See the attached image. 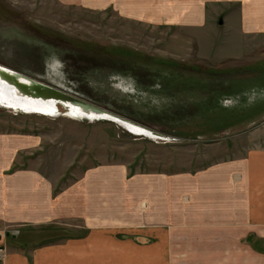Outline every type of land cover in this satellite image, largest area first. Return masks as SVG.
<instances>
[{"label":"rangeland","instance_id":"374dc122","mask_svg":"<svg viewBox=\"0 0 264 264\" xmlns=\"http://www.w3.org/2000/svg\"><path fill=\"white\" fill-rule=\"evenodd\" d=\"M210 21L223 24V13ZM216 27L211 41L221 45L224 30ZM205 34L128 19L113 9L88 10L57 0H0L1 64L170 137L136 135L107 120L0 106V142L13 160L7 173L36 171L51 182L54 196L90 180V199L81 200L90 208L46 224L6 226L0 236L7 244L30 249L84 236L95 225L132 224L139 220L144 176L196 171L264 147V103L259 102L264 100V87H259L264 76L240 83L231 78L241 74L231 68L248 64L246 58L221 60L204 53L199 38ZM202 40L208 49V39ZM260 44L250 56L257 62L264 59V39ZM52 60L59 62L57 71L49 70ZM220 82L228 86L226 93L215 89ZM203 131L206 135L198 136ZM148 187L155 188L149 182ZM249 241L259 242L264 254V238Z\"/></svg>","mask_w":264,"mask_h":264},{"label":"crops","instance_id":"0c3cea01","mask_svg":"<svg viewBox=\"0 0 264 264\" xmlns=\"http://www.w3.org/2000/svg\"><path fill=\"white\" fill-rule=\"evenodd\" d=\"M57 1L88 10L113 9L125 18L156 26L206 30L199 38L204 53H215L221 60L246 58L248 64L231 68L241 73L231 78L240 83L264 76L256 74V69L264 70V59L257 62L250 57L264 39V0ZM219 10L223 24L209 22ZM211 23L224 30L221 45L212 43ZM202 39H208V49ZM223 71L227 73H217L231 75ZM227 88L220 82L215 89L226 93ZM260 93L264 95V90ZM204 135L205 131L198 134ZM8 152L0 142V232L11 224H46L91 207L81 204L90 199L88 178L54 196L51 182L36 171L7 173L13 161ZM151 177H143L138 221L95 225L84 236L30 249L14 248L0 236V264H264L259 242L249 241L264 238V147L249 148L244 155L196 171Z\"/></svg>","mask_w":264,"mask_h":264},{"label":"bare ground","instance_id":"6f19581e","mask_svg":"<svg viewBox=\"0 0 264 264\" xmlns=\"http://www.w3.org/2000/svg\"><path fill=\"white\" fill-rule=\"evenodd\" d=\"M49 64H50V69L49 70H51V69H53V70H55V71H57V67H58V65H59V62L57 61V60H52V61H50L49 62ZM62 64V63H61ZM0 66L1 67H3V68H5V69H9V70H12V71H15L16 73H18V72H20V71H16V70H14V69H12V68H10V67H6L5 65H3V64H0ZM14 72V73H15ZM51 72V71H50ZM24 74H26L28 77H26V76H24L23 74H21V73H19L20 74V76L22 77V82H24V83H26V84H29V83H32V80H36V82H39V81H37V80H40V81H42V83H47V84H50V83H48V82H45V81H43V80H41L40 78H38V77H35V76H33V75H31V74H29V73H26V72H23ZM0 77H1V74H0ZM30 77V78H29ZM1 79V78H0ZM61 79V78H60ZM92 79H94V78H92ZM95 80V79H94ZM119 80V79H118ZM3 81H6V83H10L11 81H7L6 79L5 80H3ZM125 81V80H124ZM130 81V80H129ZM115 82V81H114ZM130 82H132V81H130ZM93 83V82H92ZM91 83V84H92ZM98 83V82H97ZM121 83V82H120ZM13 84H14V89H16V90H18L19 92H21L22 93V95H30L29 93H27V92H25V91H21V90H19V89H21V88H19L18 86H16V84H15V82H13ZM0 85L1 86H5V82H2L1 80H0ZM115 85H117V84H115ZM121 85V84H120ZM126 85V84H125ZM127 86V85H126ZM117 87H118V85H117ZM19 88V89H18ZM59 88H61V87H59ZM124 88V87H123ZM131 88V87H130ZM112 89V88H111ZM61 90H63L65 93H67V94H70V95H72V96H74V97H77V98H79V99H81L80 101H78V100H74V101H69V100H63L64 101V103L69 107V110H70V113H68V115L69 116H71L70 118H72V117H83V118H87V119H91L92 121L93 120H107V121H112V122H115V123H117L118 125H121V126H123L124 128H126L127 130H129L130 132H132V133H134V134H136V135H141V136H145V137H149V138H157V139H167V138H164V137H167V135H164V134H161V133H158L157 131H155V130H153V129H151V128H149V127H147L146 125H143V124H141V123H139V122H135L134 120H132V119H128L127 117H124L123 115H120V114H116V112H114V111H112V110H107L106 108V110L105 109H99V108H101V106L99 107L98 105H96V104H94V103H91V102H89L91 105H89V104H87V103H85V102H87V99H84V98H82V97H79V96H77V95H74L73 93H70V92H68V91H66V90H64V89H61ZM135 90V89H134ZM130 91V90H129ZM31 96V98L34 100V101H38L39 102V100L41 99V98H34V97H37L36 95H30ZM1 98V97H0ZM7 99V98H6ZM51 99L53 100V98H51V97H48L47 98V102H46V104H45V106L42 108V109H44V110H46L45 111V113H48V114H46V115H51V116H53V115H55V113H53L54 111H56L57 110V107H58V109H59V111L61 110V105L59 104L57 107H56V105H57V103H54V104H52L53 103V101H51ZM10 100V99H9ZM85 101V102H82V101ZM45 101V100H44ZM234 101L235 100H226V104H233L234 103ZM8 102V101H7ZM9 103V102H8ZM10 103L11 104H17V100L15 99V101H13V100H10ZM19 104L20 105H23V106H25V104H23V103H20L19 102ZM93 105L95 106V107H93ZM98 107V108H97ZM22 108H20V107H18V108H15L14 110L15 111H20ZM7 110V109H6ZM23 110V109H22ZM67 110V109H66ZM29 113H32L31 111H28ZM36 113H40V114H42V112H36ZM16 114V113H15ZM19 114V113H18ZM34 114V113H33ZM56 117V116H55ZM80 120H81V118H79ZM91 121V122H92ZM86 122V121H85ZM171 136V135H170ZM170 138V137H169ZM217 138V137H216Z\"/></svg>","mask_w":264,"mask_h":264},{"label":"water","instance_id":"95a60500","mask_svg":"<svg viewBox=\"0 0 264 264\" xmlns=\"http://www.w3.org/2000/svg\"><path fill=\"white\" fill-rule=\"evenodd\" d=\"M220 21H222V20H220ZM3 65H5L6 67L8 66L6 64H3ZM8 67H10V66H8ZM10 68H12L16 71H19L13 67H10ZM14 72L15 71H12L9 69L7 70V69L0 66V74H1L0 80L2 82H5V86L0 85V97H1L0 98V106H2V107L10 108L12 110L20 107L23 109V110L22 109L20 110L21 112L29 113L28 111H31L32 113L42 112V114H48V113H45L46 110H44L42 108L45 106V104L47 102V98L51 97V98H53V100L51 99V101H53L52 104L57 103L56 107L59 104L61 105V110L59 111V109L57 107V110L54 111L53 113H55V115H59V114L68 115V113H70V110H69V107L64 103L63 100L67 99L69 101H74V100L79 99L77 97H74L70 94L65 93L63 90H61L62 88H59V86H57V85L47 84V83L44 84L40 80H37L39 82H36V80L34 79V80H32V83L26 84V83L22 82L23 80H22V77L20 76L19 73L23 74L26 77H28V76L21 71L18 73H16V72L14 73ZM5 79L7 81H11V82L6 83V81H3ZM13 82H15L16 86L21 88V89H19V88L18 89L21 90L22 92L25 91V92L29 93L30 95H36L37 97H34V98H41L39 100V102L34 101L30 95H22L21 92L14 89ZM9 99L13 100V101H15V99H16L17 104H11ZM80 100L81 99H79L78 101H80ZM19 102L25 104V106L20 105ZM82 102H85V101L83 100ZM85 103L91 105L88 101ZM93 107H95V106L93 105ZM63 108H64V110H63ZM99 109H105V108L101 107ZM107 110H110V109H107ZM164 138H167L166 140L170 139L168 136L164 137Z\"/></svg>","mask_w":264,"mask_h":264},{"label":"trees","instance_id":"16d2710c","mask_svg":"<svg viewBox=\"0 0 264 264\" xmlns=\"http://www.w3.org/2000/svg\"><path fill=\"white\" fill-rule=\"evenodd\" d=\"M39 59H40V61H41V62H40V65H44V64H43V59H42V56H41V55H39Z\"/></svg>","mask_w":264,"mask_h":264}]
</instances>
